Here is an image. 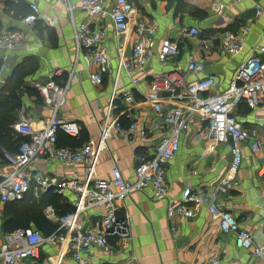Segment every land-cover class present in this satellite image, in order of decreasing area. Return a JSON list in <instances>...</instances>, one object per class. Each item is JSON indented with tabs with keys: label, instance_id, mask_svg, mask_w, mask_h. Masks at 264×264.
<instances>
[{
	"label": "crops",
	"instance_id": "0c3cea01",
	"mask_svg": "<svg viewBox=\"0 0 264 264\" xmlns=\"http://www.w3.org/2000/svg\"><path fill=\"white\" fill-rule=\"evenodd\" d=\"M10 1H25L28 4V13L31 3L36 2L49 18L40 19L30 27L24 22V18L14 17L12 13L7 12L6 0H0V33L18 30L24 32L27 38L24 45L15 49L0 48V99L9 98L11 95L12 98L19 99L17 119H27L34 128L40 129L46 125L54 112L44 102L39 85L50 78L62 85L69 83L67 102L58 113L66 120L77 121L81 132L75 137L60 132V142L70 139V143H85L89 138H98L105 118L104 109L111 97L112 76L105 75L102 84L91 81L90 73L97 65L87 61L86 50H77L75 25L88 20L92 25L107 26L105 46L113 56L116 55L120 40L124 41L125 50L128 53L131 51L135 39L133 25L119 37L110 15L88 17L80 8V0H70L74 5L73 10L58 0ZM132 1L136 7L132 22L145 18L155 23L158 38H173L178 42L180 52L166 65L153 58L149 69L142 75L141 82L136 87L129 78L124 79L125 87L134 91L136 102L131 110L120 115L121 121L128 126L131 120H136L139 127L145 128L147 133L136 136L131 142L116 136L109 138L97 165V174L102 178H108L115 165L125 177H132L137 154L152 151L160 139L170 132L172 125L155 113L152 104L147 102L141 93L149 89L155 74L179 67L188 79L210 75L214 78L210 93H218L228 86L238 64L258 46L264 45V0ZM218 1L225 4L223 13L213 9V4ZM113 3L114 0H107L109 10ZM191 6H194L192 12L189 11ZM184 26H197L201 34H185L182 32ZM227 30L243 33L244 48L240 53L231 55L220 49V38ZM209 38L213 40V48L203 45L202 39ZM191 57L202 63L201 71H187V63ZM73 68L76 77H71ZM58 71L61 73H57ZM28 88L37 91L38 95L29 92ZM167 95L166 92L162 93V96ZM173 105L172 100L165 101L166 108ZM234 113L243 126L259 129L262 146L257 153H252L249 145L245 144L243 162L227 190L217 195L216 199L234 213L242 227L253 233L257 243L264 239V174L260 172L264 166V92L258 106L250 108L246 103H242ZM197 121L194 120L190 127L182 132L180 149L167 163V197L162 200L155 199L150 187L129 195L120 204L117 214L123 218L129 217L131 239L112 237L110 241L115 248L113 252H105L98 247L82 250V255L92 264H207L214 255L220 256L222 264L257 262L258 259L250 249L236 245L233 234L224 235L221 232L218 219L205 206L195 211L190 218H171L167 214L169 199L180 198L184 188L188 186L195 191L210 192L212 187L227 175L232 163L230 142H223L219 144L217 151H210L207 133L199 129ZM12 127L16 130L15 124ZM5 150L1 146L0 172L10 169ZM30 169L32 172L42 171L60 179L74 173L81 176L84 165L70 167L59 162L42 161L34 163ZM47 191L48 189L33 187L30 193L38 198ZM58 194L65 205L74 206L75 193L66 190ZM4 204L0 202V223L2 231L8 232L3 221ZM105 212L104 205H97L90 208L84 216L91 220L104 215ZM30 227L37 228L34 224ZM63 249L67 252L61 264H79L72 256L71 249L54 243H45L37 260L25 258L18 264H53L49 256H55Z\"/></svg>",
	"mask_w": 264,
	"mask_h": 264
},
{
	"label": "built area",
	"instance_id": "2783aa9c",
	"mask_svg": "<svg viewBox=\"0 0 264 264\" xmlns=\"http://www.w3.org/2000/svg\"><path fill=\"white\" fill-rule=\"evenodd\" d=\"M58 1L64 2L73 10L74 5L70 0ZM80 8L91 18L110 15L119 37L133 25L134 44L128 53L124 41L120 40L116 55L113 56L105 46L107 26L92 25L88 20L75 25L77 50H86L87 61L97 65L90 73L91 81L102 84L105 75L112 76L111 97L104 109L105 118L98 138H89L77 146L60 145V132L74 137L81 132L77 121L66 120L58 113L67 102L69 83L62 85L50 78L39 85L44 102L54 113L40 129L34 128L27 119L16 122V130L27 138L20 143L16 154L5 152L10 169L0 172V202L6 204L23 200L33 187L41 190L53 188L57 193L68 190L75 193L76 200L74 208L62 214L52 204L44 208L47 218L57 223L56 230L48 235L35 227H19L4 232L0 223V264H18L25 258L37 260L45 243L60 244L71 249L72 256L79 264H92L82 255V250L98 247L105 252H113L115 248L110 241L112 237L130 240L132 233L129 217L123 218L117 214L120 204L132 193L147 187H150L155 199L162 200L167 197V163L179 151L182 132L194 120H198L200 130L206 131L210 151H217L219 144L230 142L232 163L227 175L210 192L195 191L188 186L184 188L180 198L169 199L167 214L171 218H190L195 211L205 206L218 219L224 235L233 234L238 247L250 249L256 256L257 262L248 264H264V239L256 243L253 233L242 227L234 213L216 199L217 195L227 190L243 162L245 144L249 145L252 153H257L262 146L259 129L243 126L234 112L242 103L255 108L261 101L264 92V56L261 55L264 54V45L258 46L238 64L228 86L218 93H210L214 85V78L210 75L188 79L179 67L155 74L149 89L141 93L152 104L155 113L172 125L170 132L160 139L152 151L137 154L132 177H125L115 165L110 176L102 178L97 174V165L106 141L116 136L131 142L136 136L147 133L145 128L139 127L136 120H131L128 126L121 121L120 115L131 110L136 102L134 91L125 87L124 79L127 77L134 87L138 86L153 58L166 65L178 56L180 48L178 42L171 37L158 38L155 23L148 19L138 18L133 23L136 7L132 0H114L111 10L107 8V0H80ZM213 9L223 13L225 4L215 2ZM43 18H49L47 13L40 9L38 3L32 2L24 22L31 27ZM182 32L190 36L201 34L197 26H184ZM26 40L22 31H4L0 33V48L12 50L24 45ZM202 41L206 48L214 47L212 38ZM243 48V33L227 30L222 34L220 49L223 52L235 55ZM202 69V63L193 57L189 59L188 72ZM74 71L75 68L71 77H76ZM163 92L168 95L162 96ZM168 100H172L174 105L166 108L165 101ZM42 161L59 162L70 167L83 164L84 171L81 176L74 173L60 179L42 171L32 172L31 166ZM260 172L264 174V166ZM97 205L106 207L105 214L91 220L86 219L85 213ZM66 252L63 249L57 255L49 256V259L53 264H61ZM207 264H222V260L220 256L214 255Z\"/></svg>",
	"mask_w": 264,
	"mask_h": 264
},
{
	"label": "trees",
	"instance_id": "16d2710c",
	"mask_svg": "<svg viewBox=\"0 0 264 264\" xmlns=\"http://www.w3.org/2000/svg\"><path fill=\"white\" fill-rule=\"evenodd\" d=\"M168 1L172 2L173 0ZM6 2V11L12 13L14 17L24 18L28 13V4L25 1L15 3L6 0ZM193 8L194 6H191L189 11L192 12ZM198 10L203 11L199 8ZM200 16H203V14H200ZM28 91L38 95V92L33 91V89L28 88ZM19 106V99L12 98V95L9 98L0 99V151L2 146L6 149L5 152L16 154L20 143L27 138V136L22 135L12 127L18 120L17 109ZM60 141L61 134H59L58 142L60 145L77 146L84 143L78 141L70 143V139L65 140V142ZM28 195L29 198L26 200ZM26 197L23 200L6 203L3 215L6 231H11L19 227H30L34 224L44 234L48 235L56 230L57 223L47 218L44 208L52 204L60 214L71 211L74 208L61 202L60 194L54 192L52 188H49L47 192L42 193L38 198L34 197L30 192Z\"/></svg>",
	"mask_w": 264,
	"mask_h": 264
},
{
	"label": "rangeland",
	"instance_id": "374dc122",
	"mask_svg": "<svg viewBox=\"0 0 264 264\" xmlns=\"http://www.w3.org/2000/svg\"><path fill=\"white\" fill-rule=\"evenodd\" d=\"M29 198V195L26 197V200ZM4 205H6V204H4Z\"/></svg>",
	"mask_w": 264,
	"mask_h": 264
}]
</instances>
